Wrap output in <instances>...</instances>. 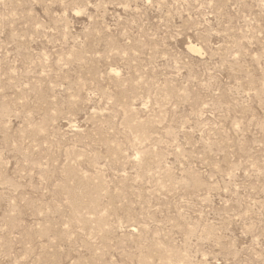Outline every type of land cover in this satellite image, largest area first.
Masks as SVG:
<instances>
[{
	"label": "rangeland",
	"instance_id": "374dc122",
	"mask_svg": "<svg viewBox=\"0 0 264 264\" xmlns=\"http://www.w3.org/2000/svg\"><path fill=\"white\" fill-rule=\"evenodd\" d=\"M0 264H264V0H0Z\"/></svg>",
	"mask_w": 264,
	"mask_h": 264
}]
</instances>
